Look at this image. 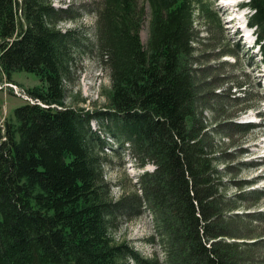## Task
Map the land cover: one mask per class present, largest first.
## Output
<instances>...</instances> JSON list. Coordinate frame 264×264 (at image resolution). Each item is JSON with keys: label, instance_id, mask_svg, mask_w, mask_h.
Wrapping results in <instances>:
<instances>
[{"label": "trees", "instance_id": "1", "mask_svg": "<svg viewBox=\"0 0 264 264\" xmlns=\"http://www.w3.org/2000/svg\"><path fill=\"white\" fill-rule=\"evenodd\" d=\"M201 2L101 0L98 48L111 85L107 108L92 114L64 103L63 81L80 38L76 29L62 31L57 23L74 16L47 0H0V81L25 71L44 83L28 88L34 102L15 107L0 125V264H122L124 257L137 258L111 232L123 199L113 203L109 195L92 119L119 146L126 143L140 166H154L139 175L140 194L134 196L139 210L148 207L154 218L165 264H239L231 250L257 244L227 240L235 237L214 227L216 219L227 218L224 210L238 207L242 194L218 193L224 183L217 179V157L196 121L188 64ZM145 3L146 46L140 38ZM242 6L252 10L247 24L264 62V0ZM258 192L245 194L264 196ZM230 214L227 219L243 217ZM248 217L264 218V211Z\"/></svg>", "mask_w": 264, "mask_h": 264}, {"label": "rangeland", "instance_id": "2", "mask_svg": "<svg viewBox=\"0 0 264 264\" xmlns=\"http://www.w3.org/2000/svg\"><path fill=\"white\" fill-rule=\"evenodd\" d=\"M47 1L56 9H67L64 15L74 16L62 18L57 28L76 29L80 38L79 50L72 54L68 77L63 81L65 105L92 114L105 110L111 80L107 62L98 48L97 14L101 0ZM201 1L194 10L188 64L197 91L196 121L205 127L206 141L217 157L215 167L220 171L217 179L224 183L218 193L242 194L237 208L222 213L227 218L230 213L243 217L218 218L214 227L225 229L235 237L227 240L257 241L254 246L243 245L231 250L239 264H264L261 240L264 239V218L250 221L248 217L264 211V196L255 199L245 194L253 189L264 194V62L260 61L256 43H252L254 30L244 26L252 10L248 8L247 14L240 12L239 6L248 0H235L229 6L225 4L229 0ZM144 7L140 38L146 46L150 10L146 3ZM43 85L35 74L25 71L14 72L11 80L0 81V125L12 118L15 107L32 103L26 92L28 88ZM98 125L99 121L91 120L92 130L100 136V141L93 145L102 161L103 179L112 202L123 199L116 208L111 232L116 244H123L137 257V260L124 257L122 264H142V260L146 264H165L163 243L157 235L154 218L148 207L143 205L139 210L134 196V193L140 194L139 175L152 171L154 166L150 162L140 166L126 143L119 146ZM219 206L226 209L224 204ZM248 234L255 238L242 239Z\"/></svg>", "mask_w": 264, "mask_h": 264}, {"label": "bare ground", "instance_id": "3", "mask_svg": "<svg viewBox=\"0 0 264 264\" xmlns=\"http://www.w3.org/2000/svg\"><path fill=\"white\" fill-rule=\"evenodd\" d=\"M235 2V0H229V1H225L226 5H232Z\"/></svg>", "mask_w": 264, "mask_h": 264}, {"label": "built area", "instance_id": "4", "mask_svg": "<svg viewBox=\"0 0 264 264\" xmlns=\"http://www.w3.org/2000/svg\"><path fill=\"white\" fill-rule=\"evenodd\" d=\"M12 87L14 88V86L12 85ZM26 98H28V97H26ZM29 99V98H28ZM31 102H34V101H32V99H29Z\"/></svg>", "mask_w": 264, "mask_h": 264}]
</instances>
